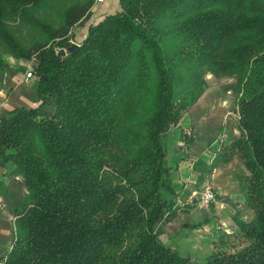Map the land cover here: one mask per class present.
<instances>
[{
	"label": "trees",
	"instance_id": "trees-1",
	"mask_svg": "<svg viewBox=\"0 0 264 264\" xmlns=\"http://www.w3.org/2000/svg\"><path fill=\"white\" fill-rule=\"evenodd\" d=\"M94 5L0 0V85L5 53L36 57L40 97L0 120V165L27 187L0 264H195L157 225L198 189L179 191L166 136L210 73L235 80L241 132L213 160L240 156L253 216L205 264H264V0H119L74 40Z\"/></svg>",
	"mask_w": 264,
	"mask_h": 264
},
{
	"label": "crops",
	"instance_id": "crops-1",
	"mask_svg": "<svg viewBox=\"0 0 264 264\" xmlns=\"http://www.w3.org/2000/svg\"><path fill=\"white\" fill-rule=\"evenodd\" d=\"M119 7L112 8L111 5L97 7L94 15L100 18L107 13L116 12ZM85 31L86 29L81 32L80 38L76 34L75 40L81 39ZM36 65L37 62L34 63L33 59L15 58L13 56L5 61L4 81L0 85V120L14 108H31L40 103L37 92V78L26 77L29 68L31 66L36 67ZM208 76L209 85L207 90L185 112L181 121L174 126L177 129L187 130L193 126L194 132L198 135L193 150L194 157L196 155L195 162H191L190 174L183 169L184 165L182 163H179L177 169L180 170L181 179L190 180L191 186L194 185L193 183H198V186L194 187L202 188V186L209 184L215 189L217 201L213 204L217 210L225 209L230 211L227 213L236 214L247 205L246 187L249 172L238 154L226 162L214 163V160L210 159L212 157V147L220 135L225 140L232 141L241 134L237 114L228 108L231 99L227 95L235 94V80L227 78L222 81L220 86H215L218 83V77L212 73ZM235 98L236 95L234 96V102ZM50 108V102L43 105L44 110ZM205 135H208V137ZM215 155L216 153L213 157ZM26 192L27 187L24 177L22 175H10L7 173V169L0 165V253L5 252L11 243L16 206ZM221 210L217 213H220ZM175 218L177 217L175 216L173 219L175 220ZM172 220L167 221L166 225H163V222L157 225L158 233L167 243L174 236L168 231ZM210 222L211 220H209ZM163 226H166L164 230L161 229Z\"/></svg>",
	"mask_w": 264,
	"mask_h": 264
},
{
	"label": "rangeland",
	"instance_id": "rangeland-1",
	"mask_svg": "<svg viewBox=\"0 0 264 264\" xmlns=\"http://www.w3.org/2000/svg\"><path fill=\"white\" fill-rule=\"evenodd\" d=\"M109 5H111L112 8L117 7L119 6V0H107L104 4H96L95 0L93 14L89 18V20L85 22L84 25L80 24L75 27L74 35L76 36L77 34V36L80 38L82 34L81 32L86 29V25L90 21L96 20L98 18L97 15H94L96 13L95 10L97 9V7L101 8ZM10 56V54L5 53L4 60L7 61ZM28 59H33L34 63L37 62L36 57ZM208 77L209 76H207V78ZM224 79L226 80L227 78H218V83L215 86H220ZM227 96L231 99L230 105L227 104L228 108L236 112V102H234L235 94L232 93ZM181 129L173 127L171 132L166 136V144L172 151L170 153L171 160L177 158L178 162H173L175 166L176 164L179 165V163H182L184 165L183 169L185 171H188L190 174L191 162H195L194 159L196 155L194 157L193 150L198 135L194 132L193 126L191 129H186L187 131H185V129ZM185 132L187 133V136L189 138L193 139L192 142L188 143L185 141ZM205 136L208 137V135ZM180 141L181 143L179 144ZM227 142L228 141L225 140L222 135H220L216 143H214L213 147L211 146V156L213 157L214 153L223 155L226 151V149L224 148L226 147ZM212 157L210 159L213 160ZM178 170L179 169H176L174 167V177L178 178L180 192L194 188V186H198V183H193L194 185L191 186L190 180H186V178L185 180L181 179L180 170ZM197 190H201V188H198ZM178 201L181 206L178 214L176 215L177 218H175V220L173 219L172 224L168 227V231L174 234V236L171 237L172 239L169 240L168 244L172 248L177 250L179 254L189 257L195 264H205L207 256L213 252V250L216 248V245L220 242V235H222V233H233V230L237 228V224L234 219L235 214L227 213L230 211H227L225 209H220V213L222 214L217 213L220 210H217L213 203L209 208H201L198 205L197 198L191 200L190 196L188 195L185 197L180 194V196H178ZM223 213L226 214L224 215ZM239 213L242 218L247 220H249L253 216L252 211L247 205ZM209 220H211L210 223ZM165 223L167 222H163V225H166ZM165 227L166 226H163L161 229L164 230Z\"/></svg>",
	"mask_w": 264,
	"mask_h": 264
},
{
	"label": "built area",
	"instance_id": "built-area-1",
	"mask_svg": "<svg viewBox=\"0 0 264 264\" xmlns=\"http://www.w3.org/2000/svg\"><path fill=\"white\" fill-rule=\"evenodd\" d=\"M107 0H96V4H104ZM34 66L27 71L26 77H35ZM197 198L198 205L201 208H208L212 203L217 201V193L211 185H205L201 190H194L190 195V199ZM223 207V205H221Z\"/></svg>",
	"mask_w": 264,
	"mask_h": 264
},
{
	"label": "water",
	"instance_id": "water-1",
	"mask_svg": "<svg viewBox=\"0 0 264 264\" xmlns=\"http://www.w3.org/2000/svg\"><path fill=\"white\" fill-rule=\"evenodd\" d=\"M77 47H78V44L77 43H73L67 50L72 52V51L76 50ZM60 52L61 53H65L66 49L62 48V49H60Z\"/></svg>",
	"mask_w": 264,
	"mask_h": 264
}]
</instances>
